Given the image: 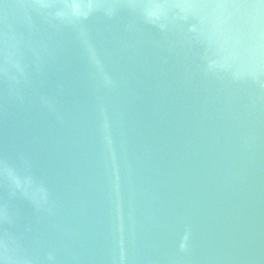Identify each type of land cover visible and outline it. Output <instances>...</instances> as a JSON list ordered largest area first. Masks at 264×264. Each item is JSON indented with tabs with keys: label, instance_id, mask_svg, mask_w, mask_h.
Instances as JSON below:
<instances>
[{
	"label": "water",
	"instance_id": "95a60500",
	"mask_svg": "<svg viewBox=\"0 0 264 264\" xmlns=\"http://www.w3.org/2000/svg\"><path fill=\"white\" fill-rule=\"evenodd\" d=\"M0 264H264V0H0Z\"/></svg>",
	"mask_w": 264,
	"mask_h": 264
}]
</instances>
